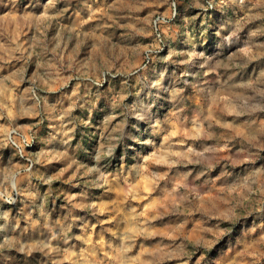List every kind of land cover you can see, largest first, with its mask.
Returning <instances> with one entry per match:
<instances>
[{"label":"rangeland","instance_id":"obj_1","mask_svg":"<svg viewBox=\"0 0 264 264\" xmlns=\"http://www.w3.org/2000/svg\"><path fill=\"white\" fill-rule=\"evenodd\" d=\"M0 264H264V0H0Z\"/></svg>","mask_w":264,"mask_h":264},{"label":"built area","instance_id":"obj_2","mask_svg":"<svg viewBox=\"0 0 264 264\" xmlns=\"http://www.w3.org/2000/svg\"><path fill=\"white\" fill-rule=\"evenodd\" d=\"M173 7H175L174 3H173Z\"/></svg>","mask_w":264,"mask_h":264}]
</instances>
